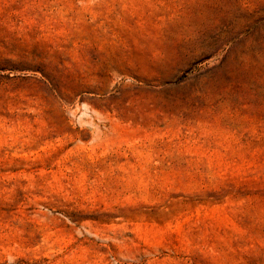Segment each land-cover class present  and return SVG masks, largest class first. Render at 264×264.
Masks as SVG:
<instances>
[{"label": "rangeland", "instance_id": "374dc122", "mask_svg": "<svg viewBox=\"0 0 264 264\" xmlns=\"http://www.w3.org/2000/svg\"><path fill=\"white\" fill-rule=\"evenodd\" d=\"M0 264H264V0H0Z\"/></svg>", "mask_w": 264, "mask_h": 264}]
</instances>
